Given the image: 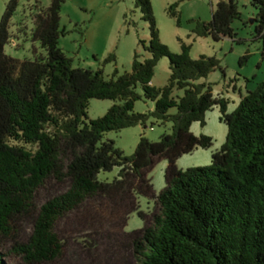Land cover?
I'll return each mask as SVG.
<instances>
[{
	"label": "trees",
	"instance_id": "16d2710c",
	"mask_svg": "<svg viewBox=\"0 0 264 264\" xmlns=\"http://www.w3.org/2000/svg\"><path fill=\"white\" fill-rule=\"evenodd\" d=\"M257 10L256 39L264 38V0H249ZM64 0L36 2L32 40L45 55L33 60L7 56L10 24L18 1L9 0L0 19V248L21 264H49L57 260L63 244L56 224L87 201L100 198L123 211L125 221L133 212L144 220L132 232L131 245L141 264H264V81L243 97L232 113L227 100L212 95L211 88L196 84L219 67L214 57H190L191 45L179 40L180 52L171 53L158 36L150 0H135L148 23L150 57L134 53L130 72L106 79L102 70L73 68L59 48L60 14ZM177 4L167 9L179 25ZM240 13L235 0H217L211 20L193 21L195 37L217 42L234 38L232 23ZM264 55V51H263ZM167 58L170 75L160 89L151 86L158 61ZM109 54L104 62L114 61ZM246 56L240 59L243 63ZM140 87L142 95L136 92ZM175 90L183 95L174 97ZM144 98L154 104L150 113L134 112ZM91 99L115 102L102 116L87 124ZM214 107L227 129L225 143L211 154V164L182 170L177 160L202 149L213 140L194 136L192 123L205 124ZM176 114L170 115L171 109ZM152 118L171 123V133L151 142L140 137L132 155L125 156L104 134L134 126L145 127ZM165 159V188L155 195L148 177ZM119 169L111 182L98 179L101 172ZM67 189L41 206L38 191L47 183ZM140 197L152 199L157 213L145 221ZM149 214V215H150ZM33 220L25 241L16 224ZM0 253V264H5Z\"/></svg>",
	"mask_w": 264,
	"mask_h": 264
},
{
	"label": "rangeland",
	"instance_id": "374dc122",
	"mask_svg": "<svg viewBox=\"0 0 264 264\" xmlns=\"http://www.w3.org/2000/svg\"><path fill=\"white\" fill-rule=\"evenodd\" d=\"M9 0H0V19ZM18 6L11 20L10 40L4 47V53L14 59L33 60L44 56L45 52L38 42L32 40L36 2L42 8L48 7L50 0H17ZM239 19L231 27L234 38L224 37L215 42L210 37H195L192 34L193 21L209 22L217 0H150L155 25L160 42L167 46L171 53L180 52L179 40L191 45L190 57H214L219 67L207 77L196 81V84L209 86L214 97L227 100V113H232L240 100L257 84L264 81V38L256 39L255 27L257 10L249 0H235ZM177 4L179 25L170 17L167 9ZM60 29L64 34L59 38L58 46L71 59L73 68L102 70L106 79H115L125 72H130L134 53L140 60L150 54L139 45H147L150 34L148 23L142 18L135 0H64L60 14ZM115 55L114 61L104 62L109 54ZM246 56L243 63L240 59ZM169 61L162 58L158 61L151 84L154 88H163L169 79ZM136 92L142 95L138 86ZM183 90H175L177 99ZM115 102L111 100L91 99L88 102L85 123L102 117ZM154 104L144 98L134 104V112L146 114L153 110ZM176 114V109L169 111ZM220 111L214 107L205 115V124L198 122L190 126L191 133L208 136L213 140L209 150L198 149L191 154L183 155L177 160V168L186 170L205 167L211 164V154L220 150L225 143L227 129L220 121ZM171 133V123L156 122L150 118L145 127L134 126L121 131L104 134L103 140H111L125 156L133 154L141 136L156 142L165 134ZM167 161L161 159L149 171L155 195L165 188L164 173ZM119 169L101 172L98 179L111 182L118 176ZM67 185L58 186L50 182L41 188L36 195L37 207L52 197L61 194ZM139 211L146 213L145 221H151L150 213H157L152 199L140 197ZM123 211L118 210L109 201L100 198L87 201L81 208L61 219L55 227V233L64 248L61 256L49 264H141L139 256L131 245V234L144 226V220L133 212L127 221ZM150 214V215H149ZM17 235L21 241L27 240L33 229V220L26 219L16 224ZM7 244L0 248L5 264H21L20 260L9 253Z\"/></svg>",
	"mask_w": 264,
	"mask_h": 264
},
{
	"label": "crops",
	"instance_id": "0c3cea01",
	"mask_svg": "<svg viewBox=\"0 0 264 264\" xmlns=\"http://www.w3.org/2000/svg\"><path fill=\"white\" fill-rule=\"evenodd\" d=\"M151 86H152V84H151Z\"/></svg>",
	"mask_w": 264,
	"mask_h": 264
}]
</instances>
